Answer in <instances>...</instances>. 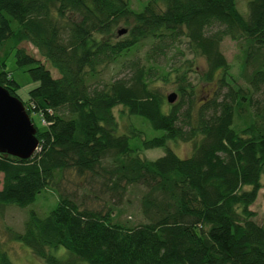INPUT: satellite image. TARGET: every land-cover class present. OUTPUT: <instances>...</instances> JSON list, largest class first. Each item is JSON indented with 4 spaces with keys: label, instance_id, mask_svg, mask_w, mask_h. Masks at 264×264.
Segmentation results:
<instances>
[{
    "label": "trees",
    "instance_id": "1",
    "mask_svg": "<svg viewBox=\"0 0 264 264\" xmlns=\"http://www.w3.org/2000/svg\"><path fill=\"white\" fill-rule=\"evenodd\" d=\"M157 1L136 11L130 0H0V86L45 126L33 124L39 147L32 158L0 153V216L56 189L47 215L29 210L22 232L6 228L43 264H264V226L250 210L264 176V0H250L247 17L235 0ZM120 25L127 32L116 37ZM182 38L205 60L199 79L212 91L198 103L188 60L173 70L180 100L169 104L152 86L157 67L135 54L144 43L155 54ZM226 38L238 50L235 76L220 51ZM24 42L58 78L19 48ZM12 50L38 83L25 101L5 71ZM115 63L127 64L131 76L101 83L100 68ZM169 75L160 78L169 82ZM116 107L162 134L147 138L129 123L118 135ZM170 141L191 143V155L178 157ZM156 148L163 155L155 160L141 156ZM66 171L97 179L112 202L141 187L142 221L130 226L112 206L89 209L59 192L55 179ZM60 247L66 256L52 253ZM0 264H13L1 243Z\"/></svg>",
    "mask_w": 264,
    "mask_h": 264
},
{
    "label": "rangeland",
    "instance_id": "2",
    "mask_svg": "<svg viewBox=\"0 0 264 264\" xmlns=\"http://www.w3.org/2000/svg\"><path fill=\"white\" fill-rule=\"evenodd\" d=\"M147 0H130L131 7L134 10H141L142 5L146 3ZM250 0H235L236 8L241 15L247 17V3ZM158 5H161V1H157ZM125 29V26L120 25L115 29V35L117 36V31ZM123 36V35H122ZM19 48L23 49L25 53L37 61L44 64V66L50 71L53 78H58V73L53 69L49 63L38 54L36 49H34L29 43H22ZM157 50L155 54L152 51L150 44L144 43L139 47L135 58H139L143 63L149 65L154 64L157 68L153 71L154 80L152 86L156 88L158 93L163 97L167 98L169 95H175V102L180 100L179 95L175 90V82L173 77V70L183 69L186 65L185 61H193L192 72L189 73V82L192 85L193 91L195 92V99L202 102L208 98L211 94L212 89H209L200 79V74L205 70L206 64L203 58H194L192 54L189 53L187 49L186 39H181L180 42L174 44H167L166 48ZM220 51L231 65V73L235 76L238 71L237 63L235 62V57L238 53L236 44L229 40L224 39L220 44ZM147 54L151 57L147 60ZM31 66H19L16 63L15 51L12 50L6 59L5 71L9 73L10 76L16 81L20 86L18 90V95L22 101L27 100L28 92L35 88L38 83L31 80L28 74V69ZM102 67V66H101ZM1 71V69H0ZM169 72L168 78L169 82H163L161 76L163 73ZM132 74L131 70L128 68L127 64H110L107 67L100 68V82L106 83L112 80L130 77ZM121 107H116L114 109V115L118 122L117 134L127 133L126 126L129 123L135 124L139 127L145 134L147 138L158 137L162 134L161 131H156L151 128L148 122L140 117L132 116L128 118L125 114H122ZM30 118L33 124L40 130L45 129L40 117L36 113H31ZM132 146L136 144L135 139H130ZM168 146L174 151V153L180 158H186L191 155L192 144L184 142H172L168 143ZM37 152V151H36ZM163 155V150L160 148L151 149L143 151L142 157L149 160H155L156 158ZM57 184L55 187L61 193L71 194L77 203H81L83 207L96 210H106L108 206H112L114 209V214H116V219L120 222H125L128 225H135L142 221L139 212V197L142 192L141 187H130L125 194L121 202H112L104 195L99 193V184L97 179L92 183H87L86 177H80L72 171H66L63 173L62 178L55 179ZM2 183V174H0V189ZM263 188L259 191L256 201L250 206V210L254 212V220L259 225L264 226V176L262 177ZM55 188H48L43 190L36 198V201L26 208H18L16 206H8L4 209L2 216H0V243L2 244L4 250L7 252L9 259L13 264H43L38 260L29 250L28 247L24 246L19 242H14L10 240L8 234L6 233V228H11L15 232H22L23 224L27 217L29 210H34L39 216L43 217L47 215L51 209H53L57 203V194ZM99 197V198H97ZM117 200V199H114ZM121 216L117 217L118 213ZM52 253H57L62 256H66L67 252L63 248L59 250H51ZM86 264V263H82Z\"/></svg>",
    "mask_w": 264,
    "mask_h": 264
},
{
    "label": "water",
    "instance_id": "3",
    "mask_svg": "<svg viewBox=\"0 0 264 264\" xmlns=\"http://www.w3.org/2000/svg\"><path fill=\"white\" fill-rule=\"evenodd\" d=\"M126 32V29H121L117 35L122 36ZM166 99L173 104L175 95ZM38 147L36 129L22 102L0 86V153L27 160L33 157Z\"/></svg>",
    "mask_w": 264,
    "mask_h": 264
}]
</instances>
